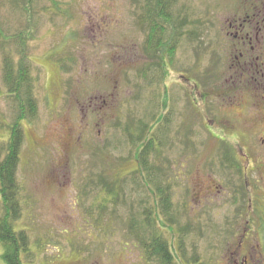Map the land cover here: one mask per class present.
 I'll return each mask as SVG.
<instances>
[{"label": "rangeland", "instance_id": "obj_1", "mask_svg": "<svg viewBox=\"0 0 264 264\" xmlns=\"http://www.w3.org/2000/svg\"><path fill=\"white\" fill-rule=\"evenodd\" d=\"M240 1L178 0L182 18L200 19L202 25L195 27V38L186 39L190 24L177 31L180 45L173 57L163 50L169 71L157 84L151 82L153 67L148 79L139 76L150 60L134 0H57L59 5L0 0V142L17 117L4 80L3 52L11 49L18 58L21 48L14 39L21 33L36 78L37 114L23 122L18 170L23 214L15 226L28 231L33 253L25 264H154L128 231L130 206L120 205L117 217L108 213L101 220L93 208L97 175L114 179L133 164L136 150L124 128L137 119L152 124L154 113L160 118L154 132L159 153L151 158L164 185H171L176 226L193 225L178 263L191 264L186 259L198 255L207 264H242L244 253H234L250 209L234 204L239 168L225 159L228 154L245 164L244 153L254 161L264 153V88L256 87L258 78L251 87L233 80L240 43H233L231 21L240 23ZM174 31L170 28L166 38ZM121 157L128 161L120 162ZM126 179L134 184L131 176ZM148 189H132L138 214L141 199L151 195ZM162 231L177 252L178 235ZM249 239L244 243L254 253L249 263L264 264V252L253 249L258 241ZM2 253L0 245V264H5Z\"/></svg>", "mask_w": 264, "mask_h": 264}, {"label": "trees", "instance_id": "obj_2", "mask_svg": "<svg viewBox=\"0 0 264 264\" xmlns=\"http://www.w3.org/2000/svg\"><path fill=\"white\" fill-rule=\"evenodd\" d=\"M50 1L54 5L60 4L57 0ZM134 1L137 6V23L146 35L144 54L150 61L154 60V63L148 61L144 65L142 71H139V76L148 79L149 74L147 75V73L153 67L155 72L152 74L154 77L151 82L157 81V84H162L169 71L168 65H166L168 61L162 57L163 50H167L169 56L173 57L176 48L180 45L177 31L181 29L184 31L190 24L189 26L193 28L185 31L187 34L186 39L195 38V35H198L196 28L199 24L202 25V22L200 19L189 21L187 17L182 18L181 12L176 10L178 0ZM239 9L243 13L239 17L240 23L231 21V28L234 30L233 43L236 41L240 43L234 44L236 52L233 58V67H235L233 68V74H235L233 80L236 85L240 84L241 87H251L250 82H243L245 77H253L257 81V78L258 80L262 79L261 75L244 71L245 74L243 75L246 76H242L241 63H244L243 58L259 56L261 60H258L257 63L264 66V35L261 38L259 37L260 34L264 33V0H241ZM236 24L249 25V27H253V31L249 27H237ZM170 28L175 29V31L172 34L173 37L167 39L166 35ZM237 30L243 35L252 32L254 36L252 40L255 43V45L253 43V49L248 43L249 39L235 36ZM21 34L14 39V41H18L17 45L21 48H18L20 49L18 50V58L14 56L11 49L3 52L4 80L7 84L9 97L17 109V117L13 124L9 126V137L7 140L0 142V245L3 248L2 258L5 264H25V259H31L30 261H32L33 258L28 231L24 228L17 229L15 226L23 214L22 185L18 178L21 149L25 139L23 122L33 119L37 114L38 107L35 95L36 78L31 74V58L27 56L25 37ZM180 34L182 35V32ZM5 43L3 41V44ZM0 44L2 45V42ZM2 49H4V45H2ZM261 85V83H258L256 87ZM251 90L249 89L250 92ZM153 119L152 124L140 119L131 120V123L124 128L128 143L132 144L136 152L132 161L133 164L130 163V166L127 169L125 168L124 171L122 168H118L120 172L127 171L130 174L122 175L123 172H121L118 177L114 175L116 177L114 179L111 177L105 178L106 174L104 172L98 174L94 184L95 188H98L95 195L96 201L94 202L96 206L92 207L96 209L98 219L101 220L108 213L117 217L116 213L119 211L120 205L130 206V214L126 216L128 231L143 248L144 257L148 263L179 264L177 260V257H180L179 248L193 225L188 223L185 226H176L178 221L177 217L175 219L177 209L173 205L171 185H164L158 167L155 166V158L154 161L151 158L152 152L155 153L154 156L159 153L158 140L154 132L156 126L160 123V118L154 113ZM120 160L124 163L128 161L124 157H121ZM225 160L231 168H240V165L228 154ZM128 176H131V183H134L131 186L134 187L135 185V188L148 187L149 194L151 193V195H148L149 199H141V204H143L141 214L134 210L137 197L134 195L135 190L132 191L133 187L127 182L129 180L126 179ZM127 196L134 201L127 203ZM150 199L153 201L151 205ZM144 202L149 204L145 205ZM93 208L89 209L90 212ZM181 214H183L182 211ZM163 228H167L173 234L178 235L179 246L177 252L163 234ZM201 228V225L193 227L196 232L199 231L202 235ZM186 260L191 264H207L201 262L198 255Z\"/></svg>", "mask_w": 264, "mask_h": 264}, {"label": "flooded vegetation", "instance_id": "obj_3", "mask_svg": "<svg viewBox=\"0 0 264 264\" xmlns=\"http://www.w3.org/2000/svg\"><path fill=\"white\" fill-rule=\"evenodd\" d=\"M236 29L238 28L236 27ZM235 36L243 39H249L248 43L250 44L252 49L254 48V41L252 40L254 36L252 32H248L243 35V33L237 30L235 32ZM258 60H261L259 56L243 58L244 63H241V65H245V67L241 68V75L244 77L246 76L243 75L245 74L244 71L251 72L254 75L260 74L262 79L261 81H258L257 84L261 83V86H263L264 88V66L259 65L257 63ZM244 81L253 84L255 78H250L246 76L243 82ZM261 93L264 96V91ZM262 142L264 143V139H262ZM243 157V161L245 162V164L240 158L238 163L240 165V168L235 170V176H237V181L235 182V184H233V187L235 189L232 193V198L234 199L233 202L237 207L250 210L248 212V217L246 218L247 220L244 223L246 227L240 232V239L237 245L238 248L237 250H235L234 254L238 257H241L242 253H244L242 264H250V258L254 256V253H250L252 249L251 247H249V244L246 246L244 244L248 238H250L249 241H258L257 246H253L255 253L262 254L264 252V186L260 184V178H264V175H261L258 178L253 176V173H264V153L258 158V160L255 159L257 163L256 168L253 167L255 165L254 163L252 164V161H254V159H252L249 154L244 153ZM259 165L262 166V168H259ZM250 166H252V168H250ZM263 181L264 180H262V182ZM244 196L247 199H245ZM253 226H256V228H254ZM253 259L251 261H253ZM236 263L238 264V260L236 261Z\"/></svg>", "mask_w": 264, "mask_h": 264}]
</instances>
